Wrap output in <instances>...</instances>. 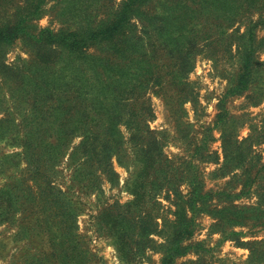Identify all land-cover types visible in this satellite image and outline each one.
<instances>
[{
	"label": "trees",
	"instance_id": "obj_1",
	"mask_svg": "<svg viewBox=\"0 0 264 264\" xmlns=\"http://www.w3.org/2000/svg\"><path fill=\"white\" fill-rule=\"evenodd\" d=\"M47 2L0 0V69L17 74L3 62L7 47L16 40L33 47L37 67L31 88V115L22 117L25 145L45 128L52 158L57 159L70 149L75 136L83 135L71 156L84 147L82 167L89 188H97L103 175L111 181L118 177L111 159L120 155L119 162L125 163L120 126L131 131L134 171L126 189L133 198L104 206L97 215L100 231L112 237L122 261L134 264L147 249L159 246V264H175L178 257L200 248V243L186 242L195 232L196 214L200 211L216 216L217 224L225 221L234 226L249 219L260 221L263 215L251 214V207H207L212 194L204 189L196 165L191 159L178 163L171 158L157 131L150 128L148 121L153 111L146 91L158 87L171 101H195L188 75L196 56L205 51L214 58L234 44L231 57H237L239 70L228 92L241 94L258 82L263 62L256 53L264 37L257 40L256 30L264 26V0H121L115 7L111 0H70L66 12L86 22L57 30L36 22L45 13ZM99 3L105 12L94 20L92 6ZM254 12H259L256 19L251 17ZM245 20L243 32L239 28L231 30ZM138 22L142 23L143 34L137 32ZM87 88L92 98L84 96ZM52 98L56 104L48 113L40 100ZM12 120L14 117L7 122ZM220 123L225 155L221 168H244L246 149L251 144L244 146L247 138L237 139L235 120L226 109L217 115L216 125ZM209 137L207 134L199 143L193 139V156L200 153L202 158L211 157L206 150ZM217 159L218 156L214 158ZM256 176H245L243 192ZM33 181L35 186L27 187L26 194L14 195L13 185L8 184L7 205L0 209L4 212L0 221L10 219L12 208L22 211L16 236L30 242L22 264H91L95 254L78 233L77 203L64 197V191L43 172L39 178L34 175ZM183 182L190 185L186 195L179 189ZM163 190L168 198L173 195L175 208L173 217L163 216L160 223L158 195ZM157 233L164 239L158 245L152 237ZM248 244V264H262L264 243ZM182 264L211 263L199 257Z\"/></svg>",
	"mask_w": 264,
	"mask_h": 264
},
{
	"label": "rangeland",
	"instance_id": "obj_2",
	"mask_svg": "<svg viewBox=\"0 0 264 264\" xmlns=\"http://www.w3.org/2000/svg\"><path fill=\"white\" fill-rule=\"evenodd\" d=\"M47 1L45 13L36 20L39 26L40 19L45 16L48 17V22L43 27H51L55 30L63 26L75 28L85 24L86 21L82 20L81 16L66 12L70 0ZM119 1L121 0H111L114 7ZM92 7L95 13L94 20L99 19L105 12V8H101V3L93 4ZM258 14L259 12H254L251 17L256 19ZM246 24V20L239 21L231 30L239 28L240 32H243ZM137 32L143 34L141 22H138ZM256 36L257 40L264 37V26L257 28ZM235 46L234 44L228 49H223L214 58L205 51L196 56L194 67L188 75L196 97L195 101H186L183 104L179 101H171L158 87H150L146 91V97L153 111V116L148 121L150 128L157 131V135L163 140L165 152L171 158L178 163L191 159L196 165L198 174L204 182V189L212 194L207 207L213 209L226 205H243L251 207V214L263 215L260 221L249 219L243 225L232 226L225 221L217 224V217L207 210L198 212L195 232L186 242L200 243L201 247L196 249L197 251L193 250L178 257L175 264H182L199 257H203L211 264H248L247 259L250 254L248 242L255 241L258 242L257 245L264 243V44L256 53L259 61L263 62L259 70L261 78L241 94L228 92L233 85V77L239 70L237 57H231ZM9 52L13 54L14 59L6 63ZM21 53H26L27 56ZM36 61L33 47L18 39L7 47L3 58L4 64L12 67L17 74L12 75L5 69L3 71L0 69V122L4 120L0 129V209L7 205L8 184L13 185L14 195L19 192L26 194L27 187L35 186L34 175L39 178L43 172L51 178L53 184L64 191V197L77 203L78 233L95 254V261L91 264H125L118 254L112 237L100 231L97 215L104 206L117 202L122 204L133 198L126 189V183L134 171L135 146L131 143V131L124 125L120 126L124 136V148L121 154H125L123 158L125 163L119 162L120 155L111 159L118 177L111 181L103 175L101 181L99 179V186L95 189L87 187L89 182L82 167L85 161L84 147L71 156L75 146L83 140V135L75 136L70 143V149L60 154L57 159L52 158L53 153L47 145L45 128L40 131L41 134L38 133L33 137L32 143L25 145L26 132L22 126V117L25 114L31 115L34 99L31 88L35 76L34 69L37 67ZM60 65H64L63 60ZM197 67L200 69L199 72H196ZM89 74L90 72L88 76ZM83 90L85 92V89ZM85 93L87 95L84 96L87 98L93 97L89 88ZM40 101L48 113L56 104L53 98L50 101ZM87 102L91 104L92 101L89 99ZM223 109H226L229 117L235 120L234 132L237 139L242 141L247 138L244 146L251 144L246 149L244 168H221L225 161L224 144L222 125L221 123L216 125V118ZM12 117L14 121L7 122V119ZM245 129H247L246 135L243 134ZM207 134L210 137L207 139L206 150L212 158L210 156L202 158L200 153L193 156L195 146L193 139L199 143ZM216 156L218 159L215 161ZM248 174L252 176L257 174V176L243 192V182ZM179 189L186 195L190 185L183 182ZM172 198L173 195L167 197L165 190L158 195L160 204L157 220L160 223L163 216L173 217L175 205ZM11 212L13 215L9 220L0 221V262L22 264L26 252L29 251L30 242L16 236L22 211L12 208ZM3 214L4 212H0V220ZM152 237L157 245L164 240L158 233L153 234ZM227 241L232 243L227 251H224ZM158 247L147 249L145 256L134 264H159L162 255ZM238 248L247 249V255L237 252Z\"/></svg>",
	"mask_w": 264,
	"mask_h": 264
},
{
	"label": "clouds",
	"instance_id": "obj_3",
	"mask_svg": "<svg viewBox=\"0 0 264 264\" xmlns=\"http://www.w3.org/2000/svg\"><path fill=\"white\" fill-rule=\"evenodd\" d=\"M47 22H48V17L45 16L42 19H40L39 24H40L41 27H43V26H46ZM17 50H19V49H17ZM21 55H23L25 57L27 56L26 53H21ZM7 56H8V59L6 60V63H10L11 60L14 59V56H13V54L11 52L7 53ZM199 71H200V69H199V67H197L196 72H199ZM243 134L244 135L247 134V129L244 130V133ZM217 135H218V133H217ZM216 235L218 236L219 234H216ZM244 239H247V237H244ZM231 243H232L231 241H227L225 243V245H224V251H227V248L231 245ZM236 251L237 252H242L246 256L248 250L247 249H243V248H238V249H236ZM158 255L159 254H157V257H158ZM193 258H195V257H193ZM0 264H2V262H0Z\"/></svg>",
	"mask_w": 264,
	"mask_h": 264
}]
</instances>
